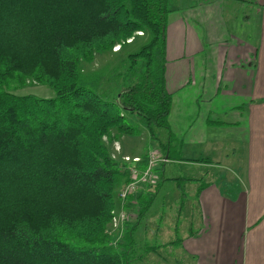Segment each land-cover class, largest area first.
Returning <instances> with one entry per match:
<instances>
[{
	"label": "trees",
	"instance_id": "trees-1",
	"mask_svg": "<svg viewBox=\"0 0 264 264\" xmlns=\"http://www.w3.org/2000/svg\"><path fill=\"white\" fill-rule=\"evenodd\" d=\"M170 10L168 0H0V264H131L137 257L138 221L165 177L158 172L152 190L128 195L123 206L134 215L113 244L108 224L127 172L110 142L138 131L125 113L137 114L156 147L179 157L165 85ZM146 31L149 38L127 54V81L115 98L79 83L81 59L116 44L117 51ZM26 79L49 84L54 95L9 89ZM156 127L169 137L160 139ZM159 246L145 244L143 253Z\"/></svg>",
	"mask_w": 264,
	"mask_h": 264
},
{
	"label": "crops",
	"instance_id": "crops-1",
	"mask_svg": "<svg viewBox=\"0 0 264 264\" xmlns=\"http://www.w3.org/2000/svg\"><path fill=\"white\" fill-rule=\"evenodd\" d=\"M172 6L165 85L178 171L165 175L171 158L160 164L157 173L165 178L154 198L162 188V198H171L166 178L175 180L179 208L190 198L186 187L192 192L199 225L175 241L185 264H264V0H177ZM168 137L166 130L159 138ZM117 139L127 150L123 136Z\"/></svg>",
	"mask_w": 264,
	"mask_h": 264
},
{
	"label": "rangeland",
	"instance_id": "rangeland-1",
	"mask_svg": "<svg viewBox=\"0 0 264 264\" xmlns=\"http://www.w3.org/2000/svg\"><path fill=\"white\" fill-rule=\"evenodd\" d=\"M175 2L177 3V0H168L170 7H173L172 4ZM149 35V32L146 31L145 34L136 36L132 42L124 44L117 51L118 47L113 46L111 49L97 52L93 60L81 59L79 61V83L93 89L105 98H115L127 81L125 74L128 64L127 54L137 50L149 38ZM8 87L16 92H32L39 96H53L55 93L54 88L49 84L31 79H26L23 82H10ZM125 114L127 121L133 124L138 131L129 135L126 133L121 135L125 139L127 150L122 148L121 141L116 138L110 142V153L114 159L120 158L122 154H140L146 150L148 142H155L149 136L148 130L139 115L127 112ZM156 131L159 137L166 136L165 128L156 127ZM103 138L107 140L106 136ZM177 168L175 159H170L165 166V175H175V172L178 171ZM181 173L182 175H192L191 170H183ZM122 184L120 183L116 187L117 194ZM174 185L175 180L166 178L163 186L164 190L170 191L171 198H162V188L148 210L140 217L135 230V255L137 257L131 258V264H175L176 261L182 264L186 263V259L181 253V246L174 240L185 235L188 228L196 229L198 227L199 208L190 203L189 199L192 198V192L187 191V187L185 191L190 198L186 199L188 201L179 208L180 203L172 197L175 192ZM139 193L141 192H135L133 195ZM128 210L126 209L127 212ZM130 212H128L130 216L126 220H132L134 214L132 211ZM126 220L116 224H112L111 221L108 224L110 240L113 244L122 241ZM148 243L160 244L154 254L146 255L143 253L144 245ZM139 254H142V257H139Z\"/></svg>",
	"mask_w": 264,
	"mask_h": 264
},
{
	"label": "built area",
	"instance_id": "built-area-1",
	"mask_svg": "<svg viewBox=\"0 0 264 264\" xmlns=\"http://www.w3.org/2000/svg\"><path fill=\"white\" fill-rule=\"evenodd\" d=\"M114 46L119 47L118 44ZM168 160L169 158L156 146L148 148L143 165L141 164L142 157L139 154H122L120 156L119 166L121 170L127 172V180L119 188L117 195L120 205L119 208L113 210L112 224L122 222L128 218V212L123 206L128 195L139 191L152 190L158 178L157 168Z\"/></svg>",
	"mask_w": 264,
	"mask_h": 264
}]
</instances>
